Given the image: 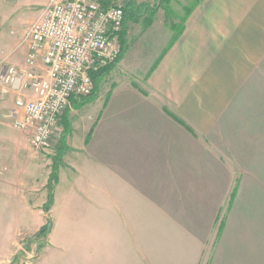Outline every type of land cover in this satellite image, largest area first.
<instances>
[{"label": "crops", "instance_id": "0c3cea01", "mask_svg": "<svg viewBox=\"0 0 264 264\" xmlns=\"http://www.w3.org/2000/svg\"><path fill=\"white\" fill-rule=\"evenodd\" d=\"M143 1L160 5L152 21L124 23L121 58L95 96L73 98L59 121L54 190L68 179L71 199L123 229L140 227L144 207L167 218L182 214L189 226L174 222L182 236L167 231L165 244L196 246L193 264H264V236L229 216L240 186L236 163L264 148V127L252 123L264 118V0ZM13 106L14 96L0 93V115ZM22 137L0 126V204L8 210L21 197L42 213L51 173L32 184ZM2 218L0 264H11L24 227L9 230Z\"/></svg>", "mask_w": 264, "mask_h": 264}, {"label": "rangeland", "instance_id": "374dc122", "mask_svg": "<svg viewBox=\"0 0 264 264\" xmlns=\"http://www.w3.org/2000/svg\"><path fill=\"white\" fill-rule=\"evenodd\" d=\"M4 1L2 3L0 0V62L13 64V60L25 50L21 42L28 26L39 16L47 0ZM106 1L109 3L108 6H125L131 0ZM134 1L136 4L149 3L143 0ZM151 2L153 3L148 5L158 4ZM142 18L146 22L148 17L143 15ZM128 20L135 21L131 13ZM260 106H264V101L263 104L260 101ZM8 114L4 112L0 115V126L9 135L20 134V131L11 127L12 118ZM252 121L256 126L264 127L263 116L254 117ZM58 130L60 131V128ZM22 133V151L23 155L29 159L31 182L36 186L38 183L41 185L42 179L47 180L49 173H52V161L58 159V156L55 157L57 155L55 146L58 141L55 140L46 150H36L30 144V134ZM257 149H261L262 153L255 154ZM249 151L256 156L255 159L252 161L245 159L242 163H236L240 185L238 198L234 203L236 213H232V216L231 213L228 215L232 219L235 217L239 221L253 223L250 233L253 237L260 238L264 236V162L260 161L259 157L264 155V148L254 147ZM68 181V179H62L58 188L54 190V205L49 212L45 211L50 194L48 185H46L45 196L40 198L41 201H46L45 204L40 201L42 213L34 211L32 206L26 208V202L21 197L15 198L13 206L8 210L5 208L6 205L0 204V215L3 217L1 220L9 221V230L11 226L24 227L16 238L11 264H139L140 253L142 264H193V251L196 246L190 243L173 246L165 244V236L168 232L174 236H182L181 229H178L174 222L183 220L189 226V219L186 217L182 219V214L172 213L171 218H167L165 213L145 211L149 207H144L140 227L119 228L116 220H111L108 216L107 223L102 220V214L92 209V205L78 202V200L82 201V198L71 199L67 195ZM221 198L222 203H225L226 197L224 198L223 193ZM202 208L205 207L202 206ZM237 211L241 212L237 213ZM109 215L112 217L114 214ZM195 215L202 218L200 213ZM190 216L191 213L188 217ZM34 221L41 223L40 226L30 228ZM48 221L52 223L50 232L41 233ZM155 221H157L156 228L153 224ZM5 230L8 231L6 227L3 228V232ZM185 236H188V227ZM139 242H141L140 246ZM2 264H6V261Z\"/></svg>", "mask_w": 264, "mask_h": 264}, {"label": "built area", "instance_id": "2783aa9c", "mask_svg": "<svg viewBox=\"0 0 264 264\" xmlns=\"http://www.w3.org/2000/svg\"><path fill=\"white\" fill-rule=\"evenodd\" d=\"M124 19L122 5L48 0L25 32L22 64L0 62V93L14 96L11 124L34 149L52 146L72 99L94 91L91 73L118 60Z\"/></svg>", "mask_w": 264, "mask_h": 264}, {"label": "trees", "instance_id": "16d2710c", "mask_svg": "<svg viewBox=\"0 0 264 264\" xmlns=\"http://www.w3.org/2000/svg\"><path fill=\"white\" fill-rule=\"evenodd\" d=\"M102 1V2H101ZM100 2L104 5V6H108L109 3L108 1L106 0H101ZM171 0H163L162 4L163 3H169ZM149 3L147 2H140L139 4H136L134 0H131V1H128L125 6H124V13H125V19H124V23L128 20V16L129 14L131 13L132 16H134V19L137 20V19H141V17L144 15H147V22L146 23H149L152 21L154 15L156 14L158 8L160 7L159 4H157L156 6L155 5H148ZM168 10V9H167ZM140 11V12H139ZM167 13L169 14L170 12L167 11ZM167 14V16H168ZM182 30V26L180 27L179 30H177L176 32V36H178L180 34ZM123 36H124V27H123V31L120 35V43H121V53L119 55V58L116 62L119 61V59L121 58L122 56V53H123ZM115 62V63H116ZM111 64L99 71H95V72H92L91 75H92V78H93V81H94V91L92 92V94L90 96H87L88 99L90 98H93L95 96V94L97 93V90L99 88V85H100V82L101 80L103 79V77L108 73V71L112 68V66H114V64ZM76 101V100H74ZM60 163V158L58 157V159L56 158L55 161H54V164H53V171L52 173L50 174V177H49V181H48V189L50 191V194L48 195L49 199L47 201V204L45 205V211L46 212H49L50 209L52 208V205H53V200H54V185L55 183L57 182V179H58V172H57V165ZM51 221H48V223L42 228L41 230V233H49L50 230H51Z\"/></svg>", "mask_w": 264, "mask_h": 264}]
</instances>
